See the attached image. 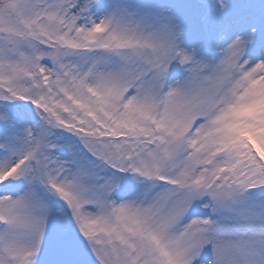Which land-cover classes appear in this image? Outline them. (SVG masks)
Returning a JSON list of instances; mask_svg holds the SVG:
<instances>
[{"label": "snow or ice", "instance_id": "1", "mask_svg": "<svg viewBox=\"0 0 264 264\" xmlns=\"http://www.w3.org/2000/svg\"><path fill=\"white\" fill-rule=\"evenodd\" d=\"M0 264H264V0H0Z\"/></svg>", "mask_w": 264, "mask_h": 264}]
</instances>
